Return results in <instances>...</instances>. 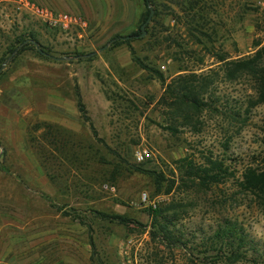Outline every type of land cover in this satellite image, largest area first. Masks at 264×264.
Instances as JSON below:
<instances>
[{"label": "rangeland", "instance_id": "1", "mask_svg": "<svg viewBox=\"0 0 264 264\" xmlns=\"http://www.w3.org/2000/svg\"><path fill=\"white\" fill-rule=\"evenodd\" d=\"M223 3L210 15V44H193L169 14L160 21L165 33L158 30L165 44L146 45L152 23L128 43L165 84L177 76L204 83L205 106L177 114L158 105L163 85L119 43L142 25L139 0H0V55L27 34L49 52L42 60L28 48L0 71V188L8 190L0 193V264H222L210 259V241L226 223L245 238V259L233 264H264V213L238 188L246 168L264 167V106L247 109L249 83L228 82L216 59L248 56L254 44L264 45V0H240L249 8L243 13L234 0ZM35 11L79 22L50 26ZM19 70L27 72L30 89L43 81L72 95L73 114L45 113L65 118L73 129L41 121L33 98L15 96L22 84L11 76ZM39 124L69 135H45ZM138 150L150 159L136 163ZM25 151L48 193L37 192L39 177L19 161ZM207 160L226 170L221 182L188 189L178 166L186 161L197 168ZM156 206H165L168 230L181 246L150 240L147 209ZM100 215L121 217L127 227Z\"/></svg>", "mask_w": 264, "mask_h": 264}, {"label": "trees", "instance_id": "2", "mask_svg": "<svg viewBox=\"0 0 264 264\" xmlns=\"http://www.w3.org/2000/svg\"><path fill=\"white\" fill-rule=\"evenodd\" d=\"M144 9V14L141 20L143 24L148 17L149 11L152 12L149 23H152L150 31L147 32V39L145 41L147 46L165 44V36L159 37L158 30H164L165 27L160 22L166 15H171L178 22L182 24L185 32L191 39L193 44H210L211 35L213 29L210 28L211 18L216 8L222 7L225 0H139ZM236 5L240 7V12L243 13L249 10L245 3H239L240 0H234ZM137 32L131 33L129 39L121 41L119 43L127 44L134 39L138 40ZM200 38H203L201 40ZM25 43V44H24ZM31 48L34 53L42 60L49 59V52L43 49L37 42V40L31 35L18 36L8 44L4 52L0 55V66L3 62L9 59V62L13 61L20 53ZM129 48V46H128ZM254 52L251 55L241 58L230 60L225 56H217V63L221 64V72L224 78L228 82H234L237 80L245 79L250 85V91L252 95L247 97V109L255 108L258 106H264V45L260 46L259 43L254 44ZM129 53L132 61L144 72L150 74L156 78L163 85V92L158 100V105L162 107H168L178 114L181 108L189 107L193 111H199L205 106L202 101V91L205 87L203 82L197 83L195 86L190 81L185 80L183 77L177 76L175 80H171L170 83L165 84L162 74H160L156 68L150 66V64H144L143 61L134 56V52L129 48ZM182 70H178L181 72ZM77 108L83 121H88L83 113L82 105L77 101ZM247 111V110H246ZM238 113L234 116L237 117ZM46 130L45 135H49L50 131L54 130L56 133L62 135H69L68 132L61 131L59 128L51 127L45 124H39ZM32 143V141H30ZM37 147V146H36ZM41 151L40 148H36V151ZM178 164L182 161L177 162ZM219 162L207 160L206 163L200 167H193L186 161L183 165H179L177 169L183 170L181 175V182L189 184L188 189L198 188L207 190L211 186H215L221 182L222 174L226 172L221 168ZM135 172H142L140 169H134ZM160 175L156 176V181H161ZM238 188L240 193L251 196L254 200L256 207H258L264 213V167L262 169L246 168L238 181ZM168 190H166L167 194ZM165 206H156L155 208L147 209V215L150 220V226L148 227V234L151 241L154 239H160L165 242L169 240V244L172 247L181 246L180 239L173 237L168 230L170 221L167 220ZM101 216V215H100ZM101 218H108L106 215H102ZM108 219H114L118 225L127 227L126 220L121 217L113 216ZM240 228H237L235 224L226 223L223 226L217 228L214 233L213 241H210L212 256L210 259L216 260L222 264H233L236 260L245 259L244 250L246 247L245 238L240 234ZM91 248L92 243L90 242ZM93 249V248H92ZM104 264V263H103ZM213 264V262H212Z\"/></svg>", "mask_w": 264, "mask_h": 264}, {"label": "crops", "instance_id": "3", "mask_svg": "<svg viewBox=\"0 0 264 264\" xmlns=\"http://www.w3.org/2000/svg\"><path fill=\"white\" fill-rule=\"evenodd\" d=\"M57 69V68H54ZM22 71V70H21ZM26 71L25 72H16L11 76V79H15V77H18L21 81L22 86H20V91L15 93L16 97H19L21 100H26L29 97L34 99V105L36 110L39 112V116L41 121L43 122H49V123H55L59 126L65 127L66 129H73L68 124V121L65 118L62 119H57L55 117L48 116L45 112L52 111L55 114H62V115H67V114H73L74 109H73V102H72V95L66 94L63 95L61 94L56 88L55 85L52 83L46 84L43 81H39L37 83V87L34 89L27 84L26 82ZM18 81V82H19ZM24 85V86H23ZM1 93V92H0ZM3 112V108H0V118ZM13 135H17L18 137V132L12 133ZM19 161L23 164V167L26 170H34L36 175L39 177V180L37 182V185L39 186L37 192H47V187H45V184L47 183V180L45 177H42V172L37 168L35 170V163L31 157V154H29L27 151L19 155ZM26 191V189H22L21 191H17L19 194H23ZM51 192V191H49ZM0 193L1 194H8V190L5 188H0ZM48 193V192H47Z\"/></svg>", "mask_w": 264, "mask_h": 264}, {"label": "built area", "instance_id": "4", "mask_svg": "<svg viewBox=\"0 0 264 264\" xmlns=\"http://www.w3.org/2000/svg\"><path fill=\"white\" fill-rule=\"evenodd\" d=\"M36 14H39L44 21L47 22L50 26L60 25L63 28H67L69 25H74L79 22L77 18L66 16V15H58L52 16L50 13L47 12H38L35 11ZM134 161L136 163H143L150 159V154L146 150H138L133 154ZM142 201H145V198H142Z\"/></svg>", "mask_w": 264, "mask_h": 264}, {"label": "water", "instance_id": "5", "mask_svg": "<svg viewBox=\"0 0 264 264\" xmlns=\"http://www.w3.org/2000/svg\"><path fill=\"white\" fill-rule=\"evenodd\" d=\"M151 15H152V12L149 11V14H148V17L146 18L145 22L140 26V31H141V34H140V37H142L144 35V33L142 32L143 28L145 25L148 24V22L150 21V18H151ZM125 39H129V38H121V40H125ZM106 48V46H103L100 51L104 50ZM53 60H56V61H64V60H68L67 58H52ZM6 61L0 66V71L3 69L4 65H5Z\"/></svg>", "mask_w": 264, "mask_h": 264}]
</instances>
